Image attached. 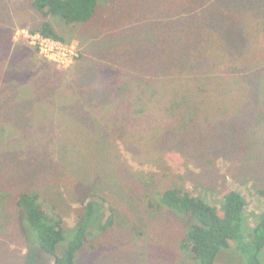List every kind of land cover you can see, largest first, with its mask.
<instances>
[{
    "label": "rangeland",
    "instance_id": "374dc122",
    "mask_svg": "<svg viewBox=\"0 0 264 264\" xmlns=\"http://www.w3.org/2000/svg\"><path fill=\"white\" fill-rule=\"evenodd\" d=\"M44 19L32 0H0V264H54L26 243L22 191L62 214L59 253L86 197H105L104 223L113 208L112 225L90 235L75 264H200L181 248L192 218L157 205L168 187L214 204L239 190L248 225L259 220L264 0H98L88 21L50 15L79 52L68 66L29 39ZM144 71L141 88L134 75ZM127 77L144 111L118 108ZM214 264L248 263L232 242Z\"/></svg>",
    "mask_w": 264,
    "mask_h": 264
},
{
    "label": "trees",
    "instance_id": "16d2710c",
    "mask_svg": "<svg viewBox=\"0 0 264 264\" xmlns=\"http://www.w3.org/2000/svg\"><path fill=\"white\" fill-rule=\"evenodd\" d=\"M32 4L46 18L33 31L65 42L64 35L54 27L48 17L59 16L67 24L88 21L96 12L98 0H32ZM166 33L157 39L161 41L168 37L165 36ZM145 74L148 73L144 71L136 78L138 75H134V81L141 88L144 87L139 82L147 79ZM130 80L129 77L123 78L118 85L120 90L129 91L118 100V108H131L134 111L135 105H139L138 110L144 111L142 103L130 99ZM120 103L126 105L122 106ZM106 202L105 197L99 194L83 200L79 223L68 233L72 236L71 241L59 253L58 246L66 238L62 214L39 193L31 190L20 192L17 205L29 249H41L52 254L54 264H75L77 251L89 240L90 235L98 227H103L104 230L112 225L114 219L110 214L114 211L111 206L106 208L110 213L108 221H101ZM157 205H164L192 218L193 222L183 236L181 248L192 258L198 259L200 264H214L222 249L229 248L232 242H235V247L245 256L248 264H261L259 253L264 249V213L250 227L246 216L247 202L241 191L227 189L221 194L220 204H214L192 190L174 186L162 191Z\"/></svg>",
    "mask_w": 264,
    "mask_h": 264
},
{
    "label": "built area",
    "instance_id": "2783aa9c",
    "mask_svg": "<svg viewBox=\"0 0 264 264\" xmlns=\"http://www.w3.org/2000/svg\"><path fill=\"white\" fill-rule=\"evenodd\" d=\"M29 39L36 45L43 56L60 66H68L79 56L78 50L73 45L52 37L44 36L40 32L32 31L31 34H29Z\"/></svg>",
    "mask_w": 264,
    "mask_h": 264
},
{
    "label": "crops",
    "instance_id": "0c3cea01",
    "mask_svg": "<svg viewBox=\"0 0 264 264\" xmlns=\"http://www.w3.org/2000/svg\"><path fill=\"white\" fill-rule=\"evenodd\" d=\"M85 66V63H83V58L81 59V62L80 63H78V64H76L75 66H74V70L73 71H75L76 69H84L83 67ZM57 67V66H56Z\"/></svg>",
    "mask_w": 264,
    "mask_h": 264
}]
</instances>
